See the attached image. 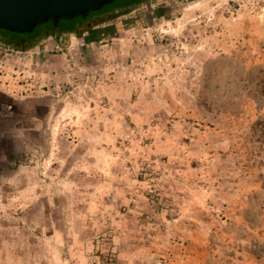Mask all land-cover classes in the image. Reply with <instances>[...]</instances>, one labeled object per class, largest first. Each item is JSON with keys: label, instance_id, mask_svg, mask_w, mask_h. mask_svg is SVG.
<instances>
[{"label": "rangeland", "instance_id": "rangeland-1", "mask_svg": "<svg viewBox=\"0 0 264 264\" xmlns=\"http://www.w3.org/2000/svg\"><path fill=\"white\" fill-rule=\"evenodd\" d=\"M0 264H264V0L0 42Z\"/></svg>", "mask_w": 264, "mask_h": 264}, {"label": "water", "instance_id": "water-1", "mask_svg": "<svg viewBox=\"0 0 264 264\" xmlns=\"http://www.w3.org/2000/svg\"><path fill=\"white\" fill-rule=\"evenodd\" d=\"M118 0H0V30L32 33L38 26L86 18Z\"/></svg>", "mask_w": 264, "mask_h": 264}, {"label": "trees", "instance_id": "trees-1", "mask_svg": "<svg viewBox=\"0 0 264 264\" xmlns=\"http://www.w3.org/2000/svg\"><path fill=\"white\" fill-rule=\"evenodd\" d=\"M148 0H118L86 18L62 20L56 27L52 22L38 26L32 33L18 34L0 30V42L17 51H28L38 46L48 37L59 40L64 35H80L113 19L128 15L131 7ZM118 11H121L118 13ZM97 18L96 20H94Z\"/></svg>", "mask_w": 264, "mask_h": 264}]
</instances>
